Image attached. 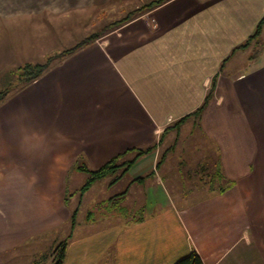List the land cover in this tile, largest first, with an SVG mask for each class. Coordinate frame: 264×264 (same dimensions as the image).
Instances as JSON below:
<instances>
[{
    "label": "crops",
    "instance_id": "obj_1",
    "mask_svg": "<svg viewBox=\"0 0 264 264\" xmlns=\"http://www.w3.org/2000/svg\"><path fill=\"white\" fill-rule=\"evenodd\" d=\"M113 1L0 0V264H52L65 239L64 264H175L194 250L204 264H264V45L240 47L264 0H164L13 85L40 62L29 50L67 49L45 51L81 30L68 18ZM153 144L82 191L78 165ZM107 177L117 188L94 217L83 202Z\"/></svg>",
    "mask_w": 264,
    "mask_h": 264
},
{
    "label": "trees",
    "instance_id": "obj_2",
    "mask_svg": "<svg viewBox=\"0 0 264 264\" xmlns=\"http://www.w3.org/2000/svg\"><path fill=\"white\" fill-rule=\"evenodd\" d=\"M163 2H164V0H157L155 2H152L150 4L142 6L141 8L135 10L134 12H131V14L127 15L126 17L122 18L121 20L117 21L115 24H119V23L127 21V20H129L135 16L141 15L144 12L152 9L153 7L159 5ZM263 24H264V18L261 20V22L258 25L254 34L243 45H240V47H245L246 45L249 44V41L256 38L259 35V33L261 32V28H262ZM111 25H113V24H111ZM104 31H106V28H104L100 31H97L93 34L88 35L84 39L77 42L74 46L63 50L58 54L47 57V59L44 62H38V63L27 62V63H24L23 65H21L17 69V71L19 72V74L16 75V77L18 79V81H17L18 84L21 83V84L25 85V84H28V83L32 82L33 80L37 79L38 77L43 75L49 69V67L52 65V62L57 57H62L66 54L74 52V51L80 49L81 47H83L84 45L95 41L98 37L101 36V34ZM214 86H215V79L213 81L212 86L210 87L209 92L206 95V98H205L203 104L198 108V110H196L192 114H198L201 111H203L205 105L209 102L211 96L213 95ZM9 91H10V88L0 90V102L6 97V95L8 94ZM188 116H186V117H188ZM186 117H184V118H186ZM184 118H182L178 122H176L175 126H177ZM155 148H156L155 144L147 146L145 148H132V149L128 150L127 152H129V151L135 152L136 155L134 156V158L127 160V161H122L121 159H123V157L127 153V152H124V154L116 156L115 158H113L109 162H107L104 166H102L101 168H98V169H90L85 164L78 165L77 166L78 169L87 171L89 174L87 181L84 183V185L82 187V191H86L87 189H89V187L96 180H98L100 178H103V177L111 175V174H115L119 170H122V173L126 172L127 170H129V168L136 162V160L141 155H143L144 153H148V152L154 150ZM120 177H121L120 174H118L117 176L114 177L113 181L118 180ZM75 215L76 214H74L73 219H72L73 224L75 223ZM67 245H68V239L61 241L57 245L56 249L54 250L53 256H52V258H53L52 264H64V260L66 257ZM175 264H204V262H203L201 256L198 254V252L196 250H194L188 256L183 257L182 259L177 261Z\"/></svg>",
    "mask_w": 264,
    "mask_h": 264
},
{
    "label": "rangeland",
    "instance_id": "obj_3",
    "mask_svg": "<svg viewBox=\"0 0 264 264\" xmlns=\"http://www.w3.org/2000/svg\"><path fill=\"white\" fill-rule=\"evenodd\" d=\"M146 1V0H145ZM157 0H152V1H147V2H140L137 0H117V1H113L111 4H107L106 6H102V7H95L93 10H88L87 13H79L77 16H73L68 18V25H66L65 28H67V26L69 25H73L75 24V22H78L80 25L81 30L77 31L75 29V31L70 32L71 34L66 35L67 32H62L63 36L61 37L62 39L59 40H55L54 38H50L48 40V43H46L47 45V49L45 51H47V53L52 52L53 50H58V49H64V48H69L71 46H73L77 41H80L82 39H84L85 37H87L90 34H93L97 31H100L104 28H106V31H104L100 37H102L103 35L109 33L111 30L117 28L118 26L129 22L130 20H132L133 18L137 17H133L127 21L121 22L119 24H115L117 21L121 20L122 18L126 17L127 15L131 14V12H134L135 10L141 8L142 6H145L147 4H150L152 2H155ZM139 16V15H138ZM66 19H63V21H65ZM62 22V20H61ZM113 24V25H111ZM57 34L61 33L59 31H56ZM98 37V38H100ZM27 39H29L28 43L31 41L33 42V37H32V33L26 34ZM97 38V39H98ZM258 37H256L255 39H257ZM260 38V37H259ZM96 39V40H97ZM255 39H252L251 41H249V44L246 45L245 47H249L250 45L253 46V51L255 53H257V51H260L263 48L264 45V38L260 39L262 41H260L259 43H257L255 41ZM53 40V41H51ZM257 43V45H255ZM33 47V46H31ZM30 47V48H31ZM26 49V46H25ZM30 52H32V61H40V62H44V56L42 55H36V52L29 50ZM60 52H57L55 54H58ZM52 54V55H55ZM49 55V56H52ZM48 56V57H49ZM54 62V61H53ZM52 62V64H53ZM27 63V62H25ZM32 63H38V62H32ZM23 65V64H22ZM16 74H19V72L16 69ZM16 77V76H15ZM18 80H15V84L13 85H17L18 87L24 84H18L17 82ZM7 96V95H6ZM186 118H184L178 125H180L183 121H185ZM179 121V120H178ZM177 121V122H178ZM111 177H107L105 179H102L96 187H94V189L87 195V197L85 198L84 202H83V210H92L94 213V217H98L100 214V210L99 208H102V210L106 209V203H99V201H101L102 199H104L105 197H108L109 195H111L112 193H114V191L116 190L117 187H113L111 189H109L107 182L110 180ZM222 185H227L226 179L222 180Z\"/></svg>",
    "mask_w": 264,
    "mask_h": 264
},
{
    "label": "clouds",
    "instance_id": "obj_4",
    "mask_svg": "<svg viewBox=\"0 0 264 264\" xmlns=\"http://www.w3.org/2000/svg\"><path fill=\"white\" fill-rule=\"evenodd\" d=\"M30 147H31L32 150H38L39 149L38 145H31Z\"/></svg>",
    "mask_w": 264,
    "mask_h": 264
}]
</instances>
